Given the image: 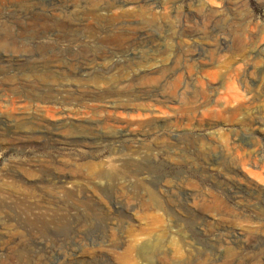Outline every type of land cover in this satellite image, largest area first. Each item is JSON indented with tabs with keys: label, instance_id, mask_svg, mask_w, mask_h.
<instances>
[{
	"label": "rangeland",
	"instance_id": "1",
	"mask_svg": "<svg viewBox=\"0 0 264 264\" xmlns=\"http://www.w3.org/2000/svg\"><path fill=\"white\" fill-rule=\"evenodd\" d=\"M115 1L112 12L132 6ZM147 3L166 16L119 18L126 37L108 44L111 26L81 16L90 0H0V264H264V0ZM138 54L192 56L199 75L221 68L214 97L230 107L255 90L261 100L222 114L223 99L164 106L143 84L122 112L93 99L107 84L63 80L72 91L23 76L112 70L109 56Z\"/></svg>",
	"mask_w": 264,
	"mask_h": 264
},
{
	"label": "bare ground",
	"instance_id": "2",
	"mask_svg": "<svg viewBox=\"0 0 264 264\" xmlns=\"http://www.w3.org/2000/svg\"><path fill=\"white\" fill-rule=\"evenodd\" d=\"M128 2L131 3L132 6H129L128 8H122L120 10V12H118L119 8L118 7V11L117 12H112L111 9L117 6L116 1H108L106 3H104L105 5L101 6L97 0H90V8L88 6L89 9H91V6L94 8L92 10H90L89 13H82L81 16L82 18L84 16L87 17V21L89 22H97V23H101L103 22L104 24H106V26H111V28H108V32L105 33V35L102 37L103 41L109 43H121L122 40L126 37V35L122 32V28L124 27L122 24H116V21L119 18H130V17H134V16H139V17H144V16H148L149 19H154L156 16H166L164 12H161L160 10H155L154 7H151L149 3H147V0H127ZM153 1V0H152ZM163 1V0H160ZM156 2V1H155ZM89 3V2H88ZM120 3V2H119ZM157 3V2H156ZM102 4V3H101ZM154 4V3H153ZM173 4V3H172ZM246 4V3H245ZM120 5V4H119ZM129 5V4H128ZM121 6V5H120ZM126 6V5H125ZM160 6V5H159ZM62 7V6H61ZM66 7V5H65ZM68 7H72L70 10H68ZM67 8H65V12L68 13V15L72 16L75 12L72 11V9L74 7H79L76 6L74 4H70V6L68 5ZM83 7V6H82ZM80 7V8H82ZM163 7V6H162ZM167 7V6H166ZM87 8V7H86ZM104 9L105 13L102 12H98L99 9ZM117 8V7H116ZM75 9V8H74ZM80 10V9H79ZM102 11V10H101ZM79 12V11H78ZM83 12V11H82ZM108 12V13H107ZM109 12L111 14H109ZM102 13V14H101ZM65 16V15H64ZM81 18V17H80ZM77 19V18H76ZM85 19V18H84ZM126 20V19H125ZM77 21V20H76ZM130 21V20H128ZM88 23V22H87ZM119 23V22H118ZM124 24V23H123ZM126 24V23H125ZM124 24V25H125ZM119 25V26H117ZM128 25V24H127ZM87 29L89 31L91 28V24L88 23L87 25ZM242 28V27H241ZM86 29V28H85ZM125 29V28H124ZM127 29V28H126ZM251 29V28H250ZM84 30V29H83ZM242 30V29H241ZM59 31V30H58ZM130 31V30H128ZM127 31V32H128ZM236 31V30H235ZM249 31V30H248ZM251 31V30H250ZM253 32V31H252ZM73 35V34H72ZM255 35V34H254ZM241 36V35H240ZM252 36V35H251ZM250 36V37H251ZM178 38H181V34L177 36ZM175 38V37H173ZM177 40V39H175ZM181 40V39H180ZM250 40V39H249ZM224 41H227L226 39ZM179 42V41H178ZM222 42V41H221ZM220 42V44H221ZM219 43V42H218ZM179 44V43H178ZM217 44V43H216ZM186 45V44H185ZM224 45V44H223ZM250 45V43H249ZM215 46V45H214ZM101 47V48H99ZM107 47V46H106ZM180 47V46H179ZM99 49H102V46H98ZM185 48V47H184ZM201 48V47H200ZM221 48V47H218ZM226 48V47H225ZM228 48V47H227ZM230 48V47H229ZM228 48V49H229ZM169 50V47L166 46L165 51ZM188 50V49H187ZM201 50V49H200ZM199 50V51H200ZM242 50V49H241ZM112 51V50H111ZM140 51V50H139ZM186 51V50H185ZM205 51V50H204ZM187 52V51H186ZM190 52V51H189ZM194 52V51H192ZM139 53V52H138ZM165 53V52H164ZM201 53V52H199ZM112 54V53H111ZM147 54V53H146ZM183 54V53H182ZM202 54V53H201ZM200 54V55H201ZM113 55V54H112ZM199 55V54H198ZM109 56V55H108ZM131 56V55H130ZM104 57V56H103ZM122 57V56H121ZM171 57V56H170ZM170 57L167 55L165 57H163L162 60L157 61V59L153 62L152 58H148V57H142V56H131V57H126L124 60L122 61H117V60H112V61H108L110 59L107 60V62L110 64V66L112 67V71L109 66L105 65L101 67L102 68H98L97 70H95L96 68H91L88 69L87 66L86 67H81L83 65H79L80 67H78L75 71L71 70L69 72H64L63 70H52V69H45V70H38V68H33V69H29L27 71V73H22L24 77L26 78H32L35 81H39L40 83H47L48 81L51 82H56V81H61L57 86L58 88H74L75 85L72 84H64L65 82H63V80H68V81H72L75 83H81V82H87L86 84H88V82L93 83L94 85H101V84H107V88L106 90H102V93H99L98 97H94L93 99H101V97L106 96L108 98H111V100L109 99V101H107L108 106H110L111 108L115 109H121L120 111H122V109H126V110H131V104L133 103L134 100L137 99V97L132 94V92L130 91V87L133 85H140L142 86L143 84L145 85H151V84H156L158 85V88L153 89V92L148 93L147 97L151 100V101H155V102H162L164 104V106H168V103H172L174 100H176L177 98L180 99V101H183L185 103L187 102H196L198 107L199 106H206L209 105L211 103H214L216 105H218L221 101V99H223V105L220 108V112L222 114L226 113L227 111L230 113L234 114H241V113H248L249 110H251V113H254L252 110V108L255 107V105H259V103H257L258 101L261 100L262 94L261 95H256L255 92H253V94H250V98H248L247 102L245 103H241V104H236L232 107L229 106V103L231 100L233 99H229V97H227L226 99L223 97H214V95L217 93L218 91V87L215 86L216 84H220L222 81V70L221 68H218L214 71H211L205 75L202 74H198L199 70H197L198 66L194 63V58L192 56H190L185 62L182 61L183 64H181L179 58L175 59V60H170ZM179 57V56H178ZM185 57V56H184ZM108 58V57H107ZM117 58V57H116ZM182 58V57H181ZM187 58V57H186ZM104 59V58H103ZM113 59V58H112ZM155 59V58H154ZM106 60V59H104ZM111 60V59H110ZM66 61V60H64ZM77 61V60H76ZM80 61V60H79ZM67 62V61H66ZM72 62V61H71ZM71 62L69 63V65H71ZM63 63V62H62ZM78 63V62H77ZM81 63V62H80ZM96 63V62H95ZM100 63V61H99ZM107 63V65H108ZM64 64V63H63ZM73 64V62H72ZM76 64V63H75ZM83 64V63H82ZM101 64V63H100ZM62 65V64H61ZM68 65V64H66ZM78 65V64H77ZM85 65V64H84ZM98 65V64H95ZM94 65V67H95ZM28 66V65H27ZM91 67V65H89ZM249 66V65H248ZM69 67V66H68ZM74 67V65H73ZM89 67V68H90ZM93 67V65H92ZM61 68V67H59ZM67 68V67H66ZM65 68V70H66ZM72 68V66H71ZM62 69V68H61ZM68 69V68H67ZM124 69V70H123ZM127 69H129L130 71H128ZM69 70V69H68ZM247 70V69H246ZM196 72V73H195ZM195 73V74H194ZM191 74L195 75L194 80L192 78H190ZM248 75V74H247ZM241 76H243L241 74ZM245 78V77H243ZM6 80H12L13 77L9 76L5 78ZM242 79V78H241ZM189 81H195L194 82V86L191 87V83H189ZM5 82V81H4ZM67 82V81H66ZM244 82V81H243ZM45 83V84H46ZM57 83V82H56ZM70 83V82H69ZM74 83V84H75ZM111 83V85L109 84ZM42 84V83H41ZM121 84H125L124 87H122L123 89H121L120 85ZM55 85V84H54ZM94 85H92L94 87ZM190 85V86H189ZM56 86V85H55ZM77 86V85H76ZM81 86V85H80ZM86 86V85H85ZM90 86V85H89ZM219 86V85H218ZM256 86V85H255ZM82 87V86H81ZM106 86H104L105 88ZM191 87V91L188 92V88ZM54 88V86L52 87ZM51 88V89H52ZM80 88V87H79ZM77 88V89H79ZM84 88V86L82 87ZM87 88V86H86ZM89 88V87H88ZM96 88V87H95ZM101 88V86L99 87ZM50 89V88H49ZM48 89V91H49ZM55 89V88H54ZM254 89V88H253ZM72 90V89H71ZM75 90V89H74ZM72 90V91H74ZM85 90V89H84ZM83 90V91H84ZM89 90V89H88ZM92 90V88H91ZM94 90V89H93ZM148 90V89H147ZM246 89H244L245 91ZM252 90V89H251ZM13 91V90H12ZM57 91V90H56ZM76 91V90H75ZM79 91V90H78ZM81 91V90H80ZM51 92V90L49 91ZM55 92V91H54ZM59 92V91H58ZM63 92V91H62ZM82 92V91H81ZM80 92V93H81ZM88 92V91H87ZM147 92V91H146ZM246 92V91H245ZM43 93V92H42ZM47 93V92H46ZM53 93V92H52ZM51 93V94H52ZM76 93V92H75ZM84 93V92H83ZM82 93V94H83ZM91 93V92H90ZM247 93V92H246ZM252 93V92H251ZM261 93V92H260ZM29 94V93H28ZM55 94H57L55 92ZM72 94V93H70ZM93 94V92H92ZM95 94V93H94ZM147 94V93H146ZM248 94V93H247ZM255 94V95H254ZM96 95V94H95ZM249 95V94H248ZM35 97L40 98L43 97L42 95L36 93L34 94ZM45 96V95H44ZM82 96V95H81ZM84 96V95H83ZM85 97V96H84ZM48 98V97H47ZM87 98H91V97H87ZM105 98V97H104ZM44 99V98H43ZM83 99V98H82ZM92 99V98H91ZM106 99V98H105ZM86 100V99H85ZM107 100V99H106ZM94 101V100H93ZM102 101V99H101ZM105 101V100H104ZM92 102V100H91ZM100 102V101H99ZM154 102V103H155ZM105 103V102H104ZM94 104V103H93ZM262 104V103H261ZM88 105V104H86ZM96 105V104H95ZM103 105V104H102ZM156 105V103H155ZM89 106H91L89 104ZM101 106V103H100ZM143 106V104H138V108ZM154 106V105H153ZM254 106V107H253ZM84 107V106H83ZM94 107V106H93ZM96 107V106H95ZM135 107V106H134ZM88 108V107H86ZM99 108V107H98ZM103 108V107H102ZM109 108V107H108ZM128 108V109H127ZM133 108V107H132ZM136 108V107H135ZM159 108V107H158ZM85 109V108H84ZM104 109V108H103ZM91 110V108H90ZM89 110V111H90ZM96 110V108H95ZM107 110V109H106ZM134 110V109H133ZM139 110V109H138ZM143 110V109H141ZM148 110V109H147ZM155 110V109H154ZM88 111V110H87ZM94 111V110H93ZM99 111V110H98ZM103 111V110H102ZM110 111V110H109ZM137 111V110H136ZM157 111V110H155ZM258 113V109L256 110ZM260 111V110H259ZM84 112V111H83ZM95 112V111H94ZM100 112V111H99ZM123 112V111H122ZM133 112V111H132ZM161 112V111H160ZM118 113V111H117ZM119 114V113H118ZM110 115V114H109ZM252 115V114H251ZM260 115V114H259ZM258 115V116H259ZM256 117V116H254ZM254 119V118H253ZM256 119V118H255ZM149 125V123H139V126H143V125ZM138 126V125H137ZM138 126V127H139ZM116 135V134H115ZM119 135V134H118ZM109 136V135H108ZM107 136V137H108ZM123 137V136H122ZM116 138V137H115ZM112 139V138H111ZM128 139V138H127ZM115 140V139H114ZM255 152V151H253ZM254 155V153H253ZM257 156L259 155L258 153L256 154ZM255 155V156H256ZM247 157H250L247 156ZM254 159V158H251ZM250 160V159H249ZM260 161V160H259ZM251 162V161H250ZM244 163H246L244 161ZM255 163V162H254ZM257 165L258 162H256ZM261 163V161H260ZM247 164V163H246ZM250 165V164H247ZM252 166V165H251ZM254 167V166H253ZM262 195V194H261ZM263 199V198H262ZM263 204V203H262ZM260 204V205H262ZM263 206V205H262ZM258 208V207H257ZM90 216V215H88ZM53 217V216H52ZM59 217V216H58ZM91 217V216H90ZM47 218V217H46ZM49 218V216H48ZM61 218V217H60ZM50 219V218H49ZM57 219V218H55ZM44 220V219H43ZM46 220V219H45ZM54 220V219H53ZM66 220V219H65ZM39 221V219H38ZM228 252V251H227ZM168 252H166L167 254ZM229 254V253H228ZM224 255V254H223ZM168 256V254H167ZM163 257V255H162ZM163 259V258H162ZM165 259V258H164ZM163 259V260H164ZM168 259V257H167ZM162 261V260H160ZM167 261V260H166ZM165 262V260L163 261ZM169 263V262H168ZM166 264V263H165Z\"/></svg>",
	"mask_w": 264,
	"mask_h": 264
}]
</instances>
